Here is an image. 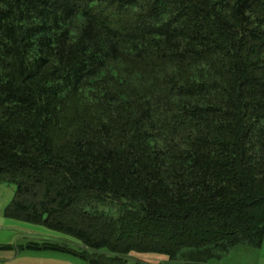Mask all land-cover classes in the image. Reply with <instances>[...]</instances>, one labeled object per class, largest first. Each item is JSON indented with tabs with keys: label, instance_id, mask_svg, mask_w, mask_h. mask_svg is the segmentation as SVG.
<instances>
[{
	"label": "trees",
	"instance_id": "1",
	"mask_svg": "<svg viewBox=\"0 0 264 264\" xmlns=\"http://www.w3.org/2000/svg\"><path fill=\"white\" fill-rule=\"evenodd\" d=\"M1 178L91 264L260 246L264 0H0Z\"/></svg>",
	"mask_w": 264,
	"mask_h": 264
},
{
	"label": "rangeland",
	"instance_id": "2",
	"mask_svg": "<svg viewBox=\"0 0 264 264\" xmlns=\"http://www.w3.org/2000/svg\"><path fill=\"white\" fill-rule=\"evenodd\" d=\"M15 188L14 182L0 179V264H91L88 259L78 255L85 247L77 238L39 223L6 218L3 210L12 200ZM115 204H106L99 208L109 214H116L118 206ZM33 241H54L71 250H38L24 247ZM101 252L106 253L104 249ZM125 258L127 264H192L182 253L170 258L161 253L131 251ZM202 264H264V236L260 246L239 243L225 251H219L217 256Z\"/></svg>",
	"mask_w": 264,
	"mask_h": 264
}]
</instances>
